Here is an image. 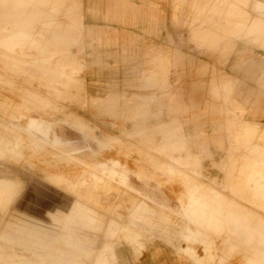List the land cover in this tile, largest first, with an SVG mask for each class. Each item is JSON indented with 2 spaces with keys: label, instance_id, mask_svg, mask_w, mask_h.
Returning <instances> with one entry per match:
<instances>
[{
  "label": "rangeland",
  "instance_id": "1",
  "mask_svg": "<svg viewBox=\"0 0 264 264\" xmlns=\"http://www.w3.org/2000/svg\"><path fill=\"white\" fill-rule=\"evenodd\" d=\"M42 1L0 0V264H264V123L213 92L232 127L213 161L180 123L147 128L135 98L94 99L83 0ZM202 1L176 0L178 29L264 52V0Z\"/></svg>",
  "mask_w": 264,
  "mask_h": 264
},
{
  "label": "crops",
  "instance_id": "2",
  "mask_svg": "<svg viewBox=\"0 0 264 264\" xmlns=\"http://www.w3.org/2000/svg\"><path fill=\"white\" fill-rule=\"evenodd\" d=\"M175 2L83 0L85 79L94 99L135 98L147 128L180 123L214 161L225 153L232 127L220 114L227 105L213 92L231 99L243 123H264V52L240 42L231 53L212 51L200 37H189L187 28L178 29ZM199 5L205 8L202 0Z\"/></svg>",
  "mask_w": 264,
  "mask_h": 264
},
{
  "label": "bare ground",
  "instance_id": "3",
  "mask_svg": "<svg viewBox=\"0 0 264 264\" xmlns=\"http://www.w3.org/2000/svg\"><path fill=\"white\" fill-rule=\"evenodd\" d=\"M29 1H30V0H29ZM36 1H37V0H36ZM38 1H39V0H38ZM52 1H53V4H54L55 6H60V4L63 3L62 0H52ZM42 2H45V1H42ZM47 2H48V0H47L45 3H47ZM49 2L51 3V1H49ZM36 3H37V2H36ZM40 3H41V1H40ZM64 3H65V2H64ZM79 3H80V2H79ZM79 3H78V4H79ZM13 4H14V3H13ZM23 4H24V3H23ZM41 4H42V3H41ZM47 4H48V3H47ZM9 5H10V4H9ZM36 5L38 6V5H40V4H35V7H36ZM43 5H44V3H43L42 5H40V6H43ZM49 5H50V4H49ZM49 5H47V6H48V9H49ZM62 5H63V4H62ZM0 6H1V5H0ZM64 6H66V5H64ZM64 6H63V7H64ZM2 7H3V6H2ZM9 7H10V6H9ZM13 7H14V6H13ZM13 7H12V8H13ZM23 7H24V6H23ZM35 7H34V8H35ZM44 7H45V6H44ZM44 7L37 8V9H39L38 12L40 11L41 8H44ZM51 7H53V6L51 5ZM51 7H50V8H51ZM0 8H1V7H0ZM34 8H32V9H34ZM57 8H58V7H57ZM59 8H60V7H59ZM59 8H58V9H59ZM73 8H74V7H73ZM80 8H81V7H80ZM1 9H3V8H1ZM1 9H0V10H1ZM25 9H26V8H25ZM25 9H24V10H25ZM3 10H4V9H3ZM3 10H1V11H3ZM12 10H13V9H12ZM28 10H29V9H28ZM28 10L26 9L27 14H26V12H24V11H23V12H24L26 15L29 16V14L31 15V13H28ZM35 10H36V9H35ZM35 10H32V11L34 12ZM44 10H47V8H46V9L44 8L42 11H44ZM53 10H55V8H54ZM60 10H61V9H60ZM75 10H76V9H75ZM20 11H21V10H20ZM20 11H19V13H18V12H17V13H18V14H21L22 12H20ZM42 11H40L39 14H41ZM57 11H58V10H57ZM64 11H65V10H64ZM9 12H10V11H9ZM29 12H30V11H29ZM54 12H55V11H54ZM11 13H12V12H11ZM17 13H16V14H17ZM35 13H36V11H35ZM61 13H62V12H61ZM61 13H60V14H61ZM71 13H72V12H71ZM78 13H79V10H78ZM78 13H77V14H78ZM7 14H8V11H7L6 15H7ZM14 14H15V13H14ZM16 14H15V15H16ZM25 14H24V15H25ZM39 14H35L36 17L42 15V14H41V15H39ZM50 14H51V13H50ZM77 14H76V15H77ZM80 14H81V13H80ZM4 15H5V14H4ZM6 15H5V16H6ZM10 15H11V14H10ZM10 15H9V16H10ZM35 15H34V17H35ZM1 16H3V15H1ZM5 16H3V17L7 19V16H6V17H5ZM16 16H17V15H16ZM45 16H46V14L44 15V17H45ZM53 16L55 17V16H57V15H53ZM30 17H31V16H30ZM32 17H33V16H32ZM48 17H49V16H47V18H48ZM50 17H52V14L50 15ZM54 17H53V18H54ZM57 17H58V16H57ZM75 17H76V16H75ZM16 18H17V17H16ZM18 18H19V17H18ZM18 18H17V19H18ZM24 18H25V17H24ZM42 18H43V15H42ZM42 18L39 17V22H41L40 19H41V20L44 19V18H43V19H42ZM45 18H46V17H45ZM58 18H60V15H59ZM1 19H2V18H1ZM6 19H4V21H6ZM10 19H11V18H10ZM13 19H14V18H13ZM21 19H22V16H21ZM21 19H20L19 24H20V23H21V24H24V23L26 22L25 19H24V22H23V23H22L23 19H22V21H21ZM27 19H31V21L34 20V18L32 19V18H29V17H28ZM27 19H26V20H27ZM51 19H52V18H51ZM44 20H45V19H44ZM44 20H43V21H44ZM46 20H47V19H46ZM0 21H1V20H0ZM11 21H12V20H11ZM11 21H10V20L8 21L9 24H10ZM31 21H28V22H31ZM34 21H35V22H34ZM34 21H32V23H33V22L36 23V21H38V20H34ZM55 21H57V20L55 19L54 22H55ZM1 22H3V21H1ZM1 22H0V23H1ZM8 22L6 21V23H8ZM15 22H16V21L14 20L13 23L15 24ZM47 22H48V20H47ZM49 22H50V21H49ZM3 23H5V22H3ZM3 23L0 24V26L3 25ZM6 23H5V24H6ZM32 23H30V25H29L30 27H32L31 25L34 24V23H33V24H32ZM5 24H4V25H5ZM16 24H18V22H16ZM19 24H18V25H19ZM4 25H3V26H4ZM26 25H27V23H26ZM12 26H13V24H12ZM24 26H25V25H24ZM33 26H34V25H33ZM72 26H73V25H72ZM19 27H21V26L19 25ZM19 27H18V28H19ZM1 28H2V27H1ZM70 28H71V27H70ZM21 29H22V27H21ZM27 29H28V26H27ZM29 29H30V28H29ZM32 29H33V28H32ZM32 29H30V30H32ZM9 30H10V29H9ZM11 30H12V29H11ZM74 30H75V29H74ZM14 31H15V30H14ZM20 31H22V30H20ZM24 31L27 32V30H25V29L23 30V32H24ZM33 31L36 32L35 27H34ZM33 31H32V32H33ZM50 31H51V30H50ZM66 31H67V30H66ZM34 32H33V35H34ZM47 32H48V31H47ZM47 32H46V33H47ZM55 32H57V31H55ZM70 32H71V29H70ZM28 33H29V32H28ZM30 33H31V31H30ZM30 33H29V34H30ZM46 33H45V34H46ZM50 33H51V32H50ZM31 34H32V33H31ZM31 34H30V35H31ZM45 34H44V36H45ZM48 34H49V33H48ZM51 34H52V33H51ZM53 34H54V32H53ZM56 34H57V33H56ZM56 34L54 35V37H52L53 40H54L57 36H59V35H56ZM59 34H62V32H59ZM65 34H66V32L64 33V35H65ZM68 34H69V33H68ZM68 34H67V35H68ZM1 35H2V33H1ZM8 35H9V34H8ZM25 35H26V34H25ZM46 35H47V34H46ZM28 36H29V35H28ZM31 36H32V35H31ZM62 36H63V34L60 36L61 39L67 37V36H66V37H65V36L62 37ZM29 37H30V36H29ZM60 37H58V38L60 39ZM52 38H51V39H52ZM58 38H56V39H58ZM0 39H1V38H0ZM59 39H58V42L60 41L59 43L61 44V43H62V40H59ZM67 39H68V38H67ZM65 40H66V39H64V42H65ZM51 41H52V40H51ZM54 41H55V40H54ZM36 42H37V41H36ZM39 42H40V41H39ZM66 42H67V41H66ZM20 43H21V42H20ZM41 43H42V42H41ZM27 44H28V43H27ZM52 44H54V42H53ZM55 44H56V42H55ZM55 44H54V46H55ZM65 44H66V43H65ZM65 44L62 43L61 46H62V45L65 46ZM58 45H59V44H57V46H56L57 49H58ZM66 45H67V44H66ZM68 46H69V45H68ZM59 47H60V46H59ZM62 47H63V46H62ZM66 48H67V47H66ZM66 48H65V49H66ZM19 49H20V48H19ZM63 50H64V49H63ZM66 50H67V49H66ZM1 54H2V51H1L0 55H1ZM4 54H5V53H4ZM4 54H3V55H4ZM6 54H7V53H6ZM15 54H16V53H15ZM1 56H2V55H1ZM4 56H5V55H4ZM7 57H8V56H7ZM11 57H13V56H11ZM9 58H10V55H9ZM14 58H15V57H14ZM16 58H17V57H16ZM16 58H15V59H16ZM42 58H44V57H41V59H42ZM6 59H7V58H6ZM11 60H12V59H11ZM17 60H18V59H17ZM21 60H22V59L18 60L19 63H20ZM36 60H37V59H36ZM8 61H9V60H8ZM18 61H17V62H18ZM23 61H24V60H23ZM23 61H22V62H23ZM14 62H15V61H14ZM22 62H21V63H22ZM24 62H25V61H24ZM24 62H23V64H24ZM1 63H2V61H1ZM11 63H12V62H11ZM16 65H17V64H16ZM27 66H28V65H27ZM40 69H41V68H40ZM10 70H11V69H10ZM40 72H41V71H40ZM2 185H3V184H2ZM5 186H6V185H5ZM210 188H211V187H210ZM252 231H253V230H252ZM243 235H244V234H243ZM234 238H235V237H234ZM225 242H226V241H225ZM243 244H244V243H243ZM244 248H245V247H244ZM238 250H239V249H238ZM247 250H248V249H247ZM247 250H246V252H247ZM242 251H243V250H242ZM135 252H136V251H135ZM239 253H242V252H239ZM243 253H244V252H243ZM248 253H249V250H248ZM250 253H253V252H250ZM250 253H249V255H250ZM254 253H255V252H254ZM251 255H252V254H251ZM251 255H250V258L252 257ZM253 255H254V254H253ZM242 256H243V255H242ZM244 257H245V255H244ZM246 257H248V256L246 255ZM248 258H249V257H248ZM254 258H255V257H254ZM254 258H253V259H254ZM246 259H247V258H246ZM233 260H234V259H233ZM248 260H249V259H248ZM257 260H258V259H256V260L254 259V261H257ZM249 261H250V260H249ZM258 262H260V261H258ZM262 263H264V262H262ZM200 264H201V263H200Z\"/></svg>",
  "mask_w": 264,
  "mask_h": 264
}]
</instances>
